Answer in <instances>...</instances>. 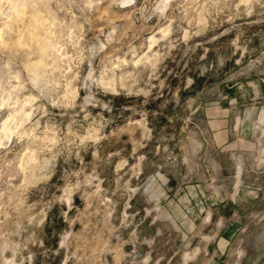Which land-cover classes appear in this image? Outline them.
I'll return each mask as SVG.
<instances>
[{
  "label": "rangeland",
  "instance_id": "rangeland-1",
  "mask_svg": "<svg viewBox=\"0 0 264 264\" xmlns=\"http://www.w3.org/2000/svg\"><path fill=\"white\" fill-rule=\"evenodd\" d=\"M0 264H264V0H0Z\"/></svg>",
  "mask_w": 264,
  "mask_h": 264
}]
</instances>
